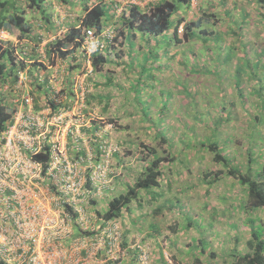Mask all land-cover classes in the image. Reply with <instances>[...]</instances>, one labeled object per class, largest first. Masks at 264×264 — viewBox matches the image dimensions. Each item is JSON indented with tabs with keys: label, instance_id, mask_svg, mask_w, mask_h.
<instances>
[{
	"label": "rangeland",
	"instance_id": "374dc122",
	"mask_svg": "<svg viewBox=\"0 0 264 264\" xmlns=\"http://www.w3.org/2000/svg\"><path fill=\"white\" fill-rule=\"evenodd\" d=\"M51 1L54 26L44 28L38 12H28L32 46L15 44L21 41L17 30L0 40L26 63L18 76L21 84L0 81L1 99L39 121V129L16 144L14 163L0 168V189L11 186L3 180L11 174L17 190L8 188L12 200L9 191L0 193V250H7L0 257L13 264L36 256L40 264H231L235 253L248 250L253 229L261 226L264 239V211L244 209L246 188L206 149L220 143L231 165L243 172L249 165L257 172L264 163V7L259 0H192L174 17L184 20L178 39L157 51L138 33L131 37L133 45L122 38L106 51L111 64L100 73L72 54L62 58L57 53L62 31L81 22L85 5L104 3L110 7L105 39L116 34L126 9H147L160 0ZM200 18L198 37L179 42L187 24ZM39 84L45 89L39 90ZM28 94L32 106L24 102ZM44 139L55 153L45 176L23 147ZM149 149L165 159L155 195L141 192L140 200L104 227L97 211L135 183L152 160ZM219 171L223 174L213 181ZM74 174L85 192L79 207L90 221L82 229L98 241H81L92 237L87 233L72 238L71 223L62 221L67 212L60 191ZM99 226L102 234L96 237ZM106 228L112 229L109 237ZM33 239L35 252L29 250ZM21 241L29 242L22 247Z\"/></svg>",
	"mask_w": 264,
	"mask_h": 264
},
{
	"label": "trees",
	"instance_id": "16d2710c",
	"mask_svg": "<svg viewBox=\"0 0 264 264\" xmlns=\"http://www.w3.org/2000/svg\"><path fill=\"white\" fill-rule=\"evenodd\" d=\"M63 1L66 3L69 2V0ZM191 2L192 0H160L157 3L148 4L147 9H141V7L135 5L126 9L116 23V34L113 39L102 38V41L106 43V48L102 51L96 50L92 54V67L94 72H103L106 66H110L111 59L107 55V52L111 51L113 43H117L123 38L122 40L130 41V45H133L131 37L135 33L146 38L145 41L147 42L153 41L157 51L161 47H167L168 40L178 39L179 28L184 23L183 19L175 20V15L183 8H188ZM259 4L264 7V0H259ZM52 6L51 0H0V33L8 32L10 35H13L14 30H17L20 33L19 38L21 40L33 39L32 25L28 21V12H38L43 22L45 20V23L51 27L54 26V23L50 20V15L54 12ZM50 8L52 9V13H48ZM109 10L110 7L104 3H98L93 7L85 5L84 16L81 22L68 29L66 34L57 41L55 45L57 53L62 58H66L81 48L88 30L95 31L98 36L101 35L105 28L106 19L110 17ZM202 25L203 20L201 18L197 22L187 24L184 38L179 39V42L198 37L196 29L201 28ZM171 33L173 34L172 36H170ZM203 33H206V31L203 30ZM217 41L218 39H216ZM1 43L0 41V81H3V83L10 81L11 85H14L18 81L19 72L26 67V63L25 61H18L15 55L17 51L14 48L3 46V43ZM51 53L49 50V54ZM107 81L111 85V80L109 79ZM44 86L43 84H39V90H44ZM11 95L14 96V94ZM92 99H95V97H92ZM98 100L104 101L106 98L98 97ZM52 105L55 110L58 109L54 103ZM64 105L61 104V106ZM14 114L15 109L5 104L0 96V133L6 132L12 125ZM94 128L96 129V125H94ZM158 136L164 142H167L163 134L160 133ZM206 146V149L213 155V160L228 168L229 177L237 180L246 188V198L243 203L244 209L254 213L264 211V163L260 167L261 170L259 169L257 172H254L255 170L252 165H249L248 169L243 172L231 165V159L227 153H224L220 143L212 142ZM49 149L47 147L45 152L34 155L33 157L35 162L42 165V174L44 176L48 172L50 163ZM149 154L152 160L144 167L143 171L136 178L135 183L130 185L127 191L113 197L109 201L106 210L97 211L98 217L103 222L104 227L109 222L119 219L122 216L123 210L128 209L134 201L140 200L141 192L145 191L148 194L153 193L155 195L154 190L160 186L161 180L165 176V159L155 149H149ZM250 164H253V160H250ZM222 174L220 171L217 172L213 181L219 180V176ZM62 207L72 217L70 222L73 227L72 238L85 235L87 232L78 225V214L74 211L73 206L67 202L62 203ZM258 227L259 231L253 229L252 237L247 241L248 250L241 254L235 253L233 255L235 256V261L231 264H264V239L261 236L263 229L261 226ZM91 233L92 231H88L87 234L93 237ZM0 264H13V262L8 261L4 257H0ZM23 264L29 263L28 261H23Z\"/></svg>",
	"mask_w": 264,
	"mask_h": 264
},
{
	"label": "built area",
	"instance_id": "2783aa9c",
	"mask_svg": "<svg viewBox=\"0 0 264 264\" xmlns=\"http://www.w3.org/2000/svg\"><path fill=\"white\" fill-rule=\"evenodd\" d=\"M104 33H105V31H103V33L101 35L96 36L95 31L88 30L86 32L85 40H84V42L82 44V47L79 48L78 50H76L75 52H73L71 58H74L76 60V62H82L84 65H87V67L90 68V66L92 64V58H91L92 53L95 52L96 49L100 50V51L105 49V45L102 42V36H104ZM9 36L10 35H7V32H1L0 33V40L1 39L7 40L9 38ZM113 37L114 36L110 35L108 38L110 40H112ZM97 38H100V39H99V41L96 44L95 50L94 51H90V44H93V41L95 39H97ZM21 41H17V43H15V44H20L21 45L23 42H25L24 44L28 43V45L32 46L30 40H28V39L27 40H21ZM27 49L28 48L26 46L25 51H24L25 54H27L26 53ZM70 49H72V48L70 47ZM19 79H20V77H19ZM18 82H20V84H21L23 81H19L18 80ZM76 96L78 98V94ZM76 96H75V98H76ZM18 101H16V102H18ZM71 101H72V97H71ZM24 102H25V104L27 106H32L33 105V99L29 96V94L27 96H24ZM21 104H22V102H21ZM52 107H53V105H52ZM68 108H71L70 105H69ZM68 108L66 110H68ZM72 112L75 113L76 111L72 110ZM64 114H65V111H64V108H63V110L61 111L59 116H63ZM38 124H39L38 118L36 116L32 115L31 113L21 114V113L15 112L12 125L8 128V130L6 132L1 134L2 135L1 140H5V142L0 147V168H2L4 164H7L5 166V170H7V168H9V165L14 163L13 155L15 154L14 152L17 151L16 144L21 145L22 144V140H24L25 136H29V134H31L33 131H36L37 129H39V125ZM0 144H1V142H0ZM24 144L25 143H23V147L31 153V157H29V161L31 163H33L34 165H36L40 169V172H41V169H42V165L40 163L35 162L33 157H34V155L41 154V153L45 152L46 151L45 149L47 147L50 148L49 149L50 150V163H49L48 172H47V174H50V172H51L50 170H51V167H52V162L54 161V154H55L54 153V149H53L54 145H51L50 143H48L46 141V139H44L43 143L33 144L31 146L24 145ZM46 144H48V145H46ZM44 145H46V146H44ZM2 147H4L3 150H1ZM3 160L5 162H3ZM5 177L6 178L3 179V180H6V183L10 184L11 186L10 187H7L6 185L2 186L1 189H0V193H1V195H4L6 192L9 191L11 195L9 197H7V198H9L8 200H12V198L15 195H13V197H12L13 193L10 190H13V192L15 194L17 193V190L14 188V184L16 182V178L14 176H11V174L10 175L5 174ZM75 177H76V175L74 174L71 177L70 183H68L66 186L62 187V189L60 191V193H61L60 200H61V203H67L68 202V203H70L71 206H73L74 211L77 212V214H78V223H79V225L81 227H84V228L86 227V229H87L88 228L87 224H88V222H90L89 221V217L86 215L84 209H82L81 206L79 207V202L83 198L85 192H83V193L80 192L81 189L79 187V183L75 182ZM65 216H66V218L63 219L62 221L64 223H70L71 220H72V217L68 213L65 214ZM97 230H98V234L95 235L96 237H98L100 233L102 234V227L99 226L97 228ZM111 232H112L111 228H106V229L103 230V233H106L108 237L110 236ZM90 239H92L94 241H98V239L96 240L93 237H90V238L89 237H84L81 241H86V240H90ZM28 242L21 241L22 247H25V244L28 243ZM32 244L33 245L30 246L29 250H32V251L35 252L36 250L34 248V244L37 245V241H35V239H33ZM6 253H7V250L5 248L2 251L0 250V254H2V256L6 255ZM36 257L33 258V259H30V261H28V263L29 264H40V263L36 262ZM25 258L26 257H24V261H27ZM81 264H90V263L89 262H85V263H81Z\"/></svg>",
	"mask_w": 264,
	"mask_h": 264
},
{
	"label": "clouds",
	"instance_id": "9594fccd",
	"mask_svg": "<svg viewBox=\"0 0 264 264\" xmlns=\"http://www.w3.org/2000/svg\"><path fill=\"white\" fill-rule=\"evenodd\" d=\"M68 30H65V32H63V34H66V32H67ZM96 34V33H95ZM96 36H98L97 34H96ZM78 50V49H77ZM97 50V49H96ZM75 52V51H74ZM96 52V51H95ZM94 53V52H93ZM92 53V54H93ZM91 58H92V56H91ZM92 65V64H91ZM0 134H3V133H0Z\"/></svg>",
	"mask_w": 264,
	"mask_h": 264
},
{
	"label": "crops",
	"instance_id": "0c3cea01",
	"mask_svg": "<svg viewBox=\"0 0 264 264\" xmlns=\"http://www.w3.org/2000/svg\"><path fill=\"white\" fill-rule=\"evenodd\" d=\"M49 25H45V27L44 28H47ZM62 32H65V31H62Z\"/></svg>",
	"mask_w": 264,
	"mask_h": 264
}]
</instances>
